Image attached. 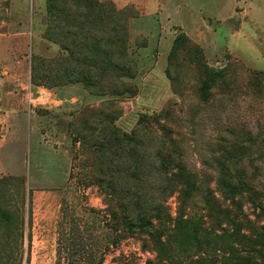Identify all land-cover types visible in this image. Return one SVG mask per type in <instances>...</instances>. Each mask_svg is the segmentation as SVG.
Instances as JSON below:
<instances>
[{
  "label": "rangeland",
  "instance_id": "1",
  "mask_svg": "<svg viewBox=\"0 0 264 264\" xmlns=\"http://www.w3.org/2000/svg\"><path fill=\"white\" fill-rule=\"evenodd\" d=\"M95 1L0 0L22 33L15 62L33 54L102 94L87 121L82 110L52 119L63 148L39 140L28 108L18 117L0 179L25 184L0 186V264H264V0H160L150 34L131 26L143 5ZM223 180L239 185L238 205ZM115 213L161 228H121Z\"/></svg>",
  "mask_w": 264,
  "mask_h": 264
},
{
  "label": "crops",
  "instance_id": "2",
  "mask_svg": "<svg viewBox=\"0 0 264 264\" xmlns=\"http://www.w3.org/2000/svg\"><path fill=\"white\" fill-rule=\"evenodd\" d=\"M163 1L167 3L166 0ZM2 4L0 2V123L9 132L0 141V149L7 144L12 133H18L21 130L22 124L19 123L18 117L27 108L29 114L35 116V129L39 140H44L47 144L48 136L52 135L56 141L55 146L63 148L66 145L67 136H62L59 126L51 123L52 119L66 116L67 111H81L86 105L97 103L99 98L80 83L55 88L34 85L31 81L33 54L29 59V53L24 52L23 59H18L16 62L11 58L13 52L9 45L13 38L21 37L22 33L13 31V23L5 19L12 14L11 7H5ZM127 4L143 5L145 12L133 17L131 26L137 34L144 32L150 34L151 31L143 21L156 19L157 11L161 10L163 3L160 0H124V5ZM155 44L156 39L154 43L150 40L149 46L143 49L148 52ZM21 47L22 41H15L13 49L19 50ZM76 92H78L77 95ZM64 150L69 163L68 150Z\"/></svg>",
  "mask_w": 264,
  "mask_h": 264
},
{
  "label": "trees",
  "instance_id": "3",
  "mask_svg": "<svg viewBox=\"0 0 264 264\" xmlns=\"http://www.w3.org/2000/svg\"><path fill=\"white\" fill-rule=\"evenodd\" d=\"M72 3H76V4H85L86 7L90 8V11L93 10V8H95L96 6H98V3L95 0H71ZM85 14V13H84ZM84 14H80L81 16ZM186 43V36H184L183 33L179 34L176 39L174 40L172 49H171V54H173L175 52V50H177L179 47L184 46V44ZM35 57V58H34ZM87 58H84L82 63H85V60ZM122 59L121 62H126L127 59L126 58H117L116 60L120 61ZM47 64L44 63L43 60H40L39 57L37 56H33L32 57V71H31V81L34 85L37 86H44L47 88H55V87H60V86H67L70 84H77L80 83V80H76V81H64L61 79V77L56 73L53 75H50V73L53 71V69L51 68V62L46 60ZM130 77L132 74H129ZM91 94L93 95H102L99 94L98 92L94 93L91 92V90H89L88 87H92L91 85H84L82 84ZM82 119L81 120H85L87 121L89 119V117H91V114L87 111L82 110ZM98 114V113H97ZM97 114L94 113L95 116H97ZM146 116V115H145ZM84 121V122H85ZM170 157L168 155H166V158ZM171 162V160H169L167 167L169 166V163ZM173 171V175H175L178 180H181L182 183L186 184L187 187L193 188L195 183L192 181L194 180L195 176L194 174L182 163H176L173 168L171 169ZM230 179H233V177L230 176ZM15 182H19L21 185L25 184V180L18 178V177H13V176H9V177H5L0 179V186H11L13 183L16 184ZM221 186L222 189L224 191V193L226 192L227 194H230L232 198H230L232 205H238V203L235 201L234 197L236 196L237 193H239L238 191L240 190L239 185H237V183H235V181L232 180H223L221 182ZM25 200V197L24 199ZM3 217L5 219V221L7 223H11L13 220V216L7 212H4ZM115 218H116V223L118 224L119 227H129V228H140L141 230H144L146 227H150V229H152L155 232H158L159 229L161 227L156 226L152 220L147 219V218H136V220L133 219H127V218H121L118 217L117 214L115 213ZM21 224L22 226H24L25 221L21 220ZM161 225V224H160ZM264 229V227L262 228ZM128 230V229H126ZM164 230H166L165 228H163V232ZM129 231V230H128ZM148 231V230H147ZM13 237L12 232H9L7 235V239H11ZM17 237H19L22 240H25V229L21 228V230L19 231V233H17ZM152 239L153 241L156 240V242L161 243V239H159L158 235H152ZM260 247L262 248L261 251H264V243L260 244ZM264 254V252H263Z\"/></svg>",
  "mask_w": 264,
  "mask_h": 264
},
{
  "label": "built area",
  "instance_id": "4",
  "mask_svg": "<svg viewBox=\"0 0 264 264\" xmlns=\"http://www.w3.org/2000/svg\"><path fill=\"white\" fill-rule=\"evenodd\" d=\"M4 129H5V128L3 127V125H1V126H0V141H1V140L4 138V136H5V135H4V132H3ZM5 130H6V129H5Z\"/></svg>",
  "mask_w": 264,
  "mask_h": 264
}]
</instances>
